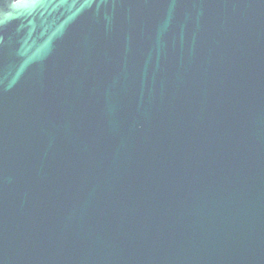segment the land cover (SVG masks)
<instances>
[{
    "label": "water",
    "instance_id": "water-1",
    "mask_svg": "<svg viewBox=\"0 0 264 264\" xmlns=\"http://www.w3.org/2000/svg\"><path fill=\"white\" fill-rule=\"evenodd\" d=\"M0 264H264V0H0Z\"/></svg>",
    "mask_w": 264,
    "mask_h": 264
}]
</instances>
